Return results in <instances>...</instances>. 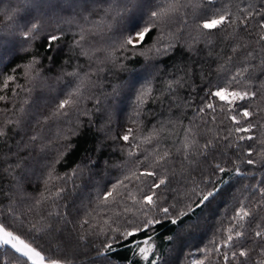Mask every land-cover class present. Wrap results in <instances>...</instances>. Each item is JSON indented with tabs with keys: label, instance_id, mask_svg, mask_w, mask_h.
<instances>
[{
	"label": "trees",
	"instance_id": "16d2710c",
	"mask_svg": "<svg viewBox=\"0 0 264 264\" xmlns=\"http://www.w3.org/2000/svg\"><path fill=\"white\" fill-rule=\"evenodd\" d=\"M262 2L264 0H214L213 3H204L196 10V15L192 14L190 7H184L162 31L154 30L140 47L128 49L121 47V43L130 34L133 14L139 18L136 0L127 5L129 11L122 19L102 11L113 6L122 11L125 4L121 0H0V96L6 97L0 100V123L15 118V109L24 107L27 111L30 106L31 115L43 120L64 99L66 90L62 91L63 86L73 81L74 87L78 82L77 77L68 73H77L79 77L87 74L86 83H89L83 90L82 104L78 109L70 110L67 116L49 120L46 125L31 120L30 127L23 132H13L9 127V147H14L22 136L38 132L47 144L48 160L45 163L53 162L65 144H72L74 148L55 164L54 178L47 186L44 184L46 174L37 171L35 176L22 182L19 198L10 193L13 195L14 215L3 210L9 201L0 193V222L29 243L36 238L33 246L43 249L46 258L58 259L62 264H148L137 253L136 246L121 235L125 230L139 227L146 219L163 216L158 209L140 208L138 201L143 194L149 191L153 182L166 176L168 183L155 190L154 200L158 198V203L163 206L176 205L178 209L187 210L189 205L195 208L198 193L206 191L207 181L211 180L221 188V194L203 212L197 209L192 214L193 218L188 222L195 227L193 235L188 237L180 264H225L222 253L240 248L251 250L247 264H260L264 252L260 251V240L253 236V232L258 230L257 225L264 227V205L260 203L264 196L256 190L264 187V156L261 155L264 152L261 143L264 140V88L259 87L264 83V75L258 67L254 74L240 76L238 83L230 84L231 90L257 92L252 100L235 102L236 106L243 104L257 113L253 117L255 127L251 133H237L235 129L239 125L228 118L236 110L229 113V105L209 97L208 91H215L221 85L229 87L235 72L249 63L231 53L234 43H243L252 49L257 58L250 63L259 65V58L264 57V42H260L261 30L257 27L261 18L256 16L247 32L243 28L238 30L240 40L227 37L231 29L211 36L213 43L208 48L201 39L194 55L181 49L166 58L157 54L155 49L162 50L168 43L175 42L174 36L182 37L178 45L190 41L200 31L196 28L200 18L210 16L217 9L228 7L235 13L249 4L259 8ZM155 3L163 5L165 0H155ZM181 3L187 4L188 0H181ZM147 11L145 9L141 26L147 22ZM31 23L40 25V34L35 40H26L23 33ZM49 35L61 37L52 43L51 51L46 44ZM81 35L83 40H80ZM77 40H80L79 47L75 43ZM209 48L211 56L208 55ZM81 49L88 50L91 58L81 55ZM228 55H233L231 62ZM34 57L39 63L30 75L36 76L38 72L39 77L30 83L25 66ZM157 64L158 68L152 67ZM220 65H224L223 71L219 70ZM146 68L150 71L136 88L145 87L150 80L152 92L138 108L136 92H130L129 86L136 74ZM9 76L15 79L5 88ZM173 79H180L182 86L174 85L175 95L169 100L167 82ZM20 86L32 88L31 95ZM113 87L118 94L113 93ZM161 92H164V103L154 102L152 97L160 96ZM96 99L100 100V105H94ZM25 100H29L28 105ZM209 102L214 104L215 111L205 107ZM81 110L90 111L91 120L79 115ZM77 120L82 126L74 128ZM127 128H131L137 138L124 142L120 136ZM154 129L158 137L151 143L145 142ZM62 130L64 135L73 130L77 134L64 140L59 138ZM241 135H252L254 139L239 141ZM185 136L190 143L187 159ZM208 141L212 146L204 150L202 146ZM98 145L99 151L96 150ZM249 145L252 146L251 157L246 155ZM7 150L0 147V153ZM165 150L170 153L169 160L157 164L155 155ZM33 155L40 159L38 150ZM249 158L256 163L247 164L245 161ZM89 159L94 164L85 165ZM217 164L225 168L224 173L216 169ZM77 166H80L77 176L55 178L57 174L64 176L72 172ZM237 169L240 174H236ZM145 170L156 171L158 175L140 176ZM0 185L5 191L11 186L7 179H0ZM113 186H116L115 191ZM60 187L64 191L57 197ZM107 191H113V196L104 201ZM42 195L47 199H42ZM241 206L255 208V221L252 222L253 217L245 218L240 229L245 235L239 241L234 240L235 247L230 249L222 246L223 241L227 229L236 225L233 216ZM85 220L87 224L83 223ZM44 224H50L56 231H38ZM176 231L177 227L167 220L148 230L147 234L153 237L156 245L154 251L159 256L177 254L167 239ZM41 235L43 239L37 238ZM144 238V232L135 237L137 240ZM108 243L113 248L107 255H98V250L103 252ZM0 257L4 258L5 264H30L7 248L0 249ZM228 264L237 262L229 260Z\"/></svg>",
	"mask_w": 264,
	"mask_h": 264
},
{
	"label": "snow or ice",
	"instance_id": "6c2138e0",
	"mask_svg": "<svg viewBox=\"0 0 264 264\" xmlns=\"http://www.w3.org/2000/svg\"><path fill=\"white\" fill-rule=\"evenodd\" d=\"M122 3L125 4V7L121 11L118 6H113L109 10H104L106 15L112 14L115 17L123 18L124 13L128 12L129 9L127 7L128 4L133 3V0H121ZM214 0H188V3H181V0H165L163 5H159L155 3V0H136V5L139 9V18L137 19L135 14H133L132 22L129 29V35L125 36L122 40L121 47H125L128 49H134L140 47L146 40V37L149 33L154 30H163L167 27L176 16L181 14V9L184 7H190L192 9V14L196 15V10L201 8L204 3H213ZM145 9H148L147 22L141 26L140 21L145 18ZM256 16H259L261 19L257 22V27L261 30L260 34V42H264V2H262L257 8L254 4H249L247 7L243 9H238L237 12H232L230 8L224 7L221 9H217L210 16L204 15L200 18V22L196 24V28L200 30L196 36L191 37L190 41H184L183 44L178 45V41L182 39L180 36H174L173 40L175 42L168 43L162 50L160 48H156L155 51L157 54L164 56L166 58L170 57V55H175L181 49L188 55H194L198 49L196 45H198L201 39L204 42V46L208 48L212 45L213 41L210 39L211 36L217 34L218 32H227L228 29H231V32H227V37L232 38L234 41L242 39L238 36V30L243 28L244 31L249 30L250 22L255 19ZM40 25L37 23H31L30 26L24 31L23 36L26 40L32 39L35 40L40 34ZM169 35H172L169 33ZM60 36L57 35H49L46 37V44L51 51L52 43L58 39ZM84 37L81 35L80 40H83ZM80 40H77L75 43L79 47ZM244 49H247L246 52H243ZM152 49H149L151 51ZM264 50V49H262ZM243 55L241 57V53ZM231 53L236 55L238 59L242 58L244 61H248L249 63L245 64L243 67L239 68L238 71L235 72V75L231 77V82H229V87H225L223 85L217 87L215 91L209 89L208 96L218 98L220 101L229 105V113H231L234 109L235 114H230L229 119L233 121L235 124L239 125L236 127L235 131L237 133H251L255 127L253 122V117L257 115V113L253 110H249L247 106H236L235 102L240 101L244 102L245 100H252L256 98L257 92L251 90H231V83H238V78L240 76L246 75L248 73H255V70L259 67L261 75H264V57L259 58V65L250 63L257 57L253 55V50L248 48L246 44L243 43H234L231 47ZM81 55L91 58V54L88 50L81 49ZM141 55H145V53H141ZM208 55H212V51L209 48ZM233 55H228L227 59L229 62L232 61ZM39 61L34 57L29 64L25 66V75L29 76V82L36 80L39 77V73L37 72L36 76H31L30 73L37 65ZM158 64L152 67H157ZM219 70H224V65H220ZM150 69L146 68L142 72L136 74V79L130 84L129 90L130 92L135 91V101L137 107L139 108L141 105L145 103L146 98L151 96L152 89L150 87L151 81L147 82V85L143 88L137 90L136 85L141 80L144 79L145 75L148 74ZM69 76L77 77L78 82L75 83V86L72 87L73 81H68L66 85L63 86L62 91L66 90V94L64 99L60 100L54 111L44 116L43 120L38 119L36 116H32V106L26 111L24 107H20L15 109V118H9L6 122L0 123V147H6L8 150L4 153H0V161L3 163L0 164V179H7L8 183L11 185L7 191L0 185V193L6 196L9 203L7 208L3 209L4 211H8L10 214L14 215L12 212V201L14 194L16 198L20 196V189H22L24 180L29 179L30 176H35L37 171H41L43 174H46L47 179L44 180L45 186L51 181L53 177V173L55 172V164L59 163L63 157L67 154L68 150L74 148L72 144H65L63 150L57 153L55 160L51 163H45L48 160L46 154L47 144L44 143L43 138L36 131L30 132L21 137V140L17 141L14 147L8 146V136H9V127L13 132H23L25 128L30 127L31 120H35L37 124H47L49 120L54 118L67 116L70 110L78 109L79 105L82 104L83 99L85 98L84 89L89 86L87 81V74L84 77H79L77 73H68ZM15 77L9 76L7 81L4 84V87L7 88L9 81H14ZM251 81V77H249V82ZM175 86L181 87L182 82L180 79H173L167 82V90L169 93L168 99L172 100L175 95ZM23 88V86H20ZM259 87L264 88V83L260 84ZM70 89V90H68ZM24 91L28 92L31 95L32 88H23ZM113 93L118 94V90L113 87ZM164 96V92H161L160 96L152 97L153 101L159 100L161 104L164 103L162 97ZM6 97L0 96V100H5ZM24 103L26 105L29 104V100H25ZM94 105H100V100L96 99L94 101ZM34 106V105H33ZM206 108L215 111V106L213 103L209 102L205 105ZM95 110L97 112L100 111L99 107H96ZM79 115L87 116L89 120H91V112L87 110L79 111ZM137 115L139 113L137 112ZM30 117V119H29ZM239 117V119H238ZM215 117H213L214 119ZM82 126L80 121L77 120L75 127ZM161 130H163L161 128ZM191 132V129L188 130ZM76 131H71L69 134L64 135L63 130L60 134L59 138L64 140L70 139L71 136H75ZM158 137V133L156 130H153V134L149 137L145 138V142L151 143L153 139ZM133 135V130L131 128H127L125 133L120 136V139L124 142L130 141V139H136ZM239 141H252L254 137L252 135H241L239 136ZM186 143L184 144L185 148V159H187V149L190 147V143L187 142V136H185ZM261 143L264 144V140H261ZM211 141L205 143L202 148L204 150L209 149L211 147ZM131 148L132 145L130 144ZM136 147H139L136 145ZM39 151L41 156L40 159L37 160L33 155L34 151ZM97 151L100 150V146L98 145ZM239 151V148H237ZM253 154L252 146L249 145V151L246 153L248 157H251ZM129 155H132L129 152ZM264 156V152L261 153ZM170 158L169 151L165 150L161 154L155 155V160L157 164H163L167 162ZM247 164L252 165L256 163L255 160L249 158L245 161ZM94 162L89 159L85 161V165H92ZM150 167H155V165H150ZM216 169L220 173L225 172V168L221 165H215ZM78 171H80V166L73 169L70 173H65L64 176H57L56 179H65L72 178L73 176H77ZM236 174L239 173V169L236 170ZM135 175V173L133 174ZM140 176L147 177H157L158 173L156 171L145 170L140 172ZM139 179V176L137 177ZM128 179V177H126ZM168 179L166 176L160 177L158 180L153 182L150 185L149 191L144 193L142 199L138 201L140 208L145 209L146 207L149 210L158 209L160 213H163V216L159 218H151L146 219L143 223L131 230H125L121 235L122 237L130 244L134 246H139L141 244L147 245L149 241L153 240L151 235H148V230L150 228H154L156 225L162 224L167 220L168 223L177 227V231L174 236L170 235L167 237L169 242L173 245V251L177 254L173 256L171 253L167 257L159 256L154 249L156 245L153 243L149 247H139V253L143 255L144 260L148 261V264H180V258L183 256L184 248L187 245L188 237L193 235L192 229L195 225L190 224V221L193 217L192 214L200 209L201 212L206 207H210L213 201L216 200L218 195L221 194V188L216 186L211 180L207 181V190L200 191L198 193V202L195 203V208L190 205L187 207V210H181L176 207V205L163 206L158 203V198L154 200L156 196V189H159L162 185H167ZM123 184V181L120 182ZM115 187L113 186V191H115ZM258 192L264 196V187H259L256 189ZM64 191V188L60 187L56 192V196L59 197L60 193ZM113 191H107L103 197L104 201H107L108 197L113 196ZM42 199H47V197H43ZM40 203V201H37ZM261 205H264V200H262ZM255 212V208L249 209L248 207L241 206L237 211L236 215L233 216V220L236 221V225L233 227H229L227 229V237L223 241L224 247H229L230 249L234 248L235 245L233 241H239L242 237H244L245 233L240 229L243 228V221L245 218L253 217L252 222L255 221V217L253 216ZM175 213V215H173ZM48 215H53V213H49ZM58 215V213H57ZM84 224H87L88 221H84ZM238 225V227H237ZM35 225L33 228L35 229ZM258 230L253 232V236L259 238L260 240V251L264 252V227L261 225L256 226ZM236 228L235 233L233 234V229ZM40 232H52L56 231L50 224L41 225V228L38 229ZM141 232L145 233V238L141 240L135 239V237L139 236ZM182 233H185L182 235ZM39 239H43V236L37 237ZM132 238V239H128ZM34 238L30 243L26 242L21 238V235L14 234L13 231H9L6 229L5 224L0 222V249L7 248L10 251H13L14 254H18L19 257L24 258L26 262H30V264H62V261L58 259L46 258L43 253V249L38 250L39 246H33L35 244ZM83 239V237H81ZM113 248V245L108 243L105 245V249L103 252L98 250V255H107L108 251ZM251 250L247 248H240L237 251H230V253H222V259L225 264H228L229 260L233 262H237V264H247V260L249 258V252ZM0 264H5V260L3 257H0ZM194 264H199V262H194ZM260 264H264V259L260 261Z\"/></svg>",
	"mask_w": 264,
	"mask_h": 264
},
{
	"label": "rangeland",
	"instance_id": "374dc122",
	"mask_svg": "<svg viewBox=\"0 0 264 264\" xmlns=\"http://www.w3.org/2000/svg\"><path fill=\"white\" fill-rule=\"evenodd\" d=\"M7 229V228H6ZM8 230V229H7ZM10 231V230H9ZM15 234V233H14ZM23 239V238H22ZM142 241V240H141ZM27 242V241H26ZM154 243V240H152V241H149V244H147V245H144V244H141V245H139V246H136V250H137V253L139 254V255H141L142 257H143V255L142 254H140L139 253V247L140 246H143V247H149L151 244H153ZM46 264H47V259H46Z\"/></svg>",
	"mask_w": 264,
	"mask_h": 264
}]
</instances>
